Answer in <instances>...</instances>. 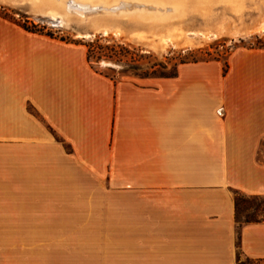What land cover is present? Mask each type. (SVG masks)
Wrapping results in <instances>:
<instances>
[{"label":"crops","instance_id":"obj_1","mask_svg":"<svg viewBox=\"0 0 264 264\" xmlns=\"http://www.w3.org/2000/svg\"><path fill=\"white\" fill-rule=\"evenodd\" d=\"M113 80L0 20V264L264 261V49Z\"/></svg>","mask_w":264,"mask_h":264},{"label":"rangeland","instance_id":"obj_2","mask_svg":"<svg viewBox=\"0 0 264 264\" xmlns=\"http://www.w3.org/2000/svg\"><path fill=\"white\" fill-rule=\"evenodd\" d=\"M0 20L83 45L98 39L125 47L92 61L113 80L145 78L152 65L169 72L179 61H219L223 68L236 49H264L256 48L264 44V0H0ZM235 197L239 222L264 215V196Z\"/></svg>","mask_w":264,"mask_h":264},{"label":"trees","instance_id":"obj_3","mask_svg":"<svg viewBox=\"0 0 264 264\" xmlns=\"http://www.w3.org/2000/svg\"><path fill=\"white\" fill-rule=\"evenodd\" d=\"M23 29L27 30V31H30V32H34V33H39V34H45V35H48V36H51L52 37V34L51 33H43L42 30L40 29H35L34 26L33 28H29L27 25L25 24H21L20 25ZM61 40L63 41H66V42H70V43H75V44H82V43H78V42H74V41H68V40H65L63 38H60ZM83 45V44H82ZM84 46H86V58H87V61L90 63V65L92 66V61L94 60H99L101 59L102 57H108L110 58L111 55L115 54L116 52L113 50L115 47H117L119 50H124L127 52V49H125V47H122L120 45H111V47H103L101 46L99 43H98V39H95L93 41H90V42H87V43H84ZM264 47V44H262L261 46H257L256 48H262ZM107 52L108 54L110 55H107ZM111 52V53H109ZM183 61H179V65L182 64ZM128 67L132 68V69H136L137 67L135 65H129ZM177 68H178V65H174L172 70L169 71V72H163V71H158L156 68H155V65H152L150 66V69L151 71H147L146 73H144L143 77H165V78H169V77H175L177 75ZM228 70V63H225L223 68H222V73L225 74ZM98 72V71H97ZM100 74L106 76V77H109L108 75L106 74H103L101 72H99ZM110 79H113L111 77H109ZM239 193L237 191H235V195ZM256 220V219H255ZM249 221H252V220H249ZM247 222V221H246ZM245 264H250V260H246Z\"/></svg>","mask_w":264,"mask_h":264},{"label":"built area","instance_id":"obj_4","mask_svg":"<svg viewBox=\"0 0 264 264\" xmlns=\"http://www.w3.org/2000/svg\"><path fill=\"white\" fill-rule=\"evenodd\" d=\"M261 221H263V222H264V215L261 217Z\"/></svg>","mask_w":264,"mask_h":264},{"label":"bare ground","instance_id":"obj_5","mask_svg":"<svg viewBox=\"0 0 264 264\" xmlns=\"http://www.w3.org/2000/svg\"><path fill=\"white\" fill-rule=\"evenodd\" d=\"M54 4H55V3H54ZM55 7H57V6H55ZM61 7H63V6L61 5ZM59 23H61V19H60ZM261 28H263V27H261Z\"/></svg>","mask_w":264,"mask_h":264}]
</instances>
